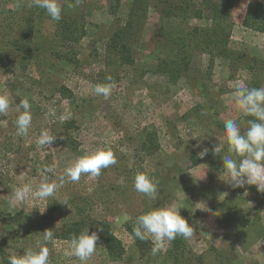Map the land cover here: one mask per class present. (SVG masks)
I'll use <instances>...</instances> for the list:
<instances>
[{
  "label": "rangeland",
  "instance_id": "obj_1",
  "mask_svg": "<svg viewBox=\"0 0 264 264\" xmlns=\"http://www.w3.org/2000/svg\"><path fill=\"white\" fill-rule=\"evenodd\" d=\"M131 1L59 0L62 19L54 21L46 10L30 7L31 0H0V95L12 102L8 115L0 116V264L33 248L47 229L54 233L45 245L49 264H81L65 255L71 239L57 237L79 221L98 235L97 252L86 264H264L263 193L255 185L233 188L221 158L228 154L224 121L235 120L241 132L248 128L235 85L264 86V32L244 25L249 5L264 0H194L218 6L221 17L206 11L188 19L166 18L158 0H150L133 45L134 62L126 64L108 44L126 22ZM170 26L185 28L195 40L188 51L191 69L177 79L157 71L159 62L178 54V44L163 32ZM67 29L73 38L65 37ZM211 30L223 33L229 55L206 48ZM109 75L116 83L110 98L96 96L95 85L108 83ZM25 98L32 125L27 136H18L16 109ZM44 129L57 137L49 148L37 143ZM219 143L224 150L215 155ZM204 148L205 162L194 163ZM100 150L113 151L117 164L98 177L82 174L79 182H66L55 197L11 206L12 189H35L45 176L58 182L78 158ZM190 171L205 178L195 181ZM138 172L158 181L156 201L135 190ZM228 197L239 206L236 218L219 209ZM65 198L69 205L56 200ZM170 205H183L180 214L193 229L176 261L169 258V242L154 256L152 240L138 249L131 232L139 215ZM23 218L30 220L21 223ZM99 221H107L123 242L120 260L105 251L100 228L92 225Z\"/></svg>",
  "mask_w": 264,
  "mask_h": 264
},
{
  "label": "clouds",
  "instance_id": "obj_2",
  "mask_svg": "<svg viewBox=\"0 0 264 264\" xmlns=\"http://www.w3.org/2000/svg\"><path fill=\"white\" fill-rule=\"evenodd\" d=\"M79 2V0H77ZM31 6H36L46 10V13L54 21L62 19V6L59 0H31ZM108 83L97 84L94 87V94L109 99L116 83L109 75L106 77ZM234 99L236 106L244 117H252L247 121L248 128L241 132L235 120L227 119L224 121V128L227 138V153L223 155V169L227 173L228 179L233 188L244 187L245 185H255L257 190L264 193V86L248 87L244 83L235 85ZM11 100L7 94L0 95V116H7ZM20 109H23L20 112ZM19 115L14 120L18 136H27L32 125L31 104L29 99H22L17 106ZM67 117L61 116L64 121ZM193 138L198 137L196 135ZM56 135L50 134L46 129L42 130L38 145L48 147L55 141ZM196 146H199V141ZM223 145L219 143L212 151L216 155L222 152ZM208 149L204 148L199 152V157L203 158ZM117 157L111 150H100L93 154L80 157L76 162L67 167L59 176L58 182L50 181L47 176L33 189L31 184L12 189L10 204L14 208L17 203H24L29 200H47L55 197L57 191L66 182H79L81 175H88L92 178L98 177L102 169H107L117 164ZM46 172L52 173L54 169L47 167ZM195 181L205 178H197L191 171ZM118 183L125 184L124 177ZM134 188L137 192L144 194L148 199L156 201L158 199V181L146 173L138 172L134 177ZM64 204H68L67 198L64 200L56 199ZM183 205H170L156 207L136 218L133 226L135 238L141 241L152 240V255L161 252L167 242L176 239L177 236L190 240L193 236L192 226L187 219L180 214ZM46 208L40 210L41 214ZM54 233L48 229L43 231L42 240H37L33 248L25 249L23 254L12 253L8 256V264H49L50 249L45 246L47 242H52ZM97 233L89 231L74 235L71 240V251L65 255L77 257L81 264H86L97 252Z\"/></svg>",
  "mask_w": 264,
  "mask_h": 264
},
{
  "label": "trees",
  "instance_id": "obj_3",
  "mask_svg": "<svg viewBox=\"0 0 264 264\" xmlns=\"http://www.w3.org/2000/svg\"><path fill=\"white\" fill-rule=\"evenodd\" d=\"M208 3L209 2L207 1L205 7H201L200 5H197L194 0H158L156 5L161 4V11L164 17L170 19L173 17H180L181 19H188L189 17L202 18L204 16V12L206 13V11H210L212 13L215 11L213 17H221L220 8L212 4L208 5ZM149 5L150 0H132L130 12L126 22L122 24L110 38V42L108 44L109 50L114 53L120 61L126 64H132L134 62L133 45L135 41H137L144 20L147 17ZM244 25L257 31L264 32L263 3L255 1L249 5L246 17L244 19ZM163 32L167 37H171L172 40L178 44V54L175 59H164L159 62L157 65V71L168 74L171 77L177 79L182 73H186L191 69L192 58L188 51L192 48L195 40L190 38L188 36V31L180 26L177 29H174L171 26L163 27ZM207 35L208 39L206 41V48L208 49L211 47V50H213L217 47H220L219 55H226L227 49L222 47V43L225 44V40L223 41V33H220L217 30H211ZM74 36L75 34L69 32L68 29L67 32L65 31V37L73 38ZM244 119L248 121L249 119H252V117H244ZM147 148L150 153H152L154 150L153 146L150 144ZM202 161L203 160H201V158H196L194 163L198 164ZM209 165L212 168L217 167L214 163ZM262 196L264 201V193ZM238 207L239 206L237 202H235L232 197H228L220 204L219 209L223 211L227 209L228 216L236 218L235 214L236 211H238ZM85 224H81L80 221L71 223L57 235L63 239L72 240L74 235H78L87 230L90 231L92 227L89 229ZM94 224H97V226L100 228L101 232L99 233L108 256L113 260H120L124 256L126 250L123 242L115 235L107 221L93 222L92 225ZM131 232L134 235L133 229H131ZM134 241L135 246L142 250L145 249L146 244L150 243L149 240L141 241L135 238V236ZM184 242V238L180 236H177L176 239L169 242V258L172 257L174 260L175 257L174 261L179 258L180 251L183 252L185 249Z\"/></svg>",
  "mask_w": 264,
  "mask_h": 264
},
{
  "label": "crops",
  "instance_id": "obj_4",
  "mask_svg": "<svg viewBox=\"0 0 264 264\" xmlns=\"http://www.w3.org/2000/svg\"><path fill=\"white\" fill-rule=\"evenodd\" d=\"M0 120H1V119H0ZM1 121H2V120H1ZM1 121H0V122H1ZM26 217H29V215L26 216ZM27 220H30V218H29V219H28V218H26V219H24V218L21 219V223H23V221H24V222H25V221L27 222ZM22 225H23V224H22ZM23 226H24V225H23ZM57 237H58V236H57ZM58 238H61V237H58ZM61 239H63V238H61ZM66 240H67V239H66Z\"/></svg>",
  "mask_w": 264,
  "mask_h": 264
}]
</instances>
